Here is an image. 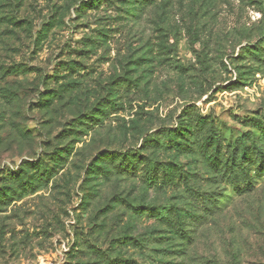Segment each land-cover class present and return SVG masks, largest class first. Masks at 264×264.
Instances as JSON below:
<instances>
[{
	"label": "rangeland",
	"instance_id": "374dc122",
	"mask_svg": "<svg viewBox=\"0 0 264 264\" xmlns=\"http://www.w3.org/2000/svg\"><path fill=\"white\" fill-rule=\"evenodd\" d=\"M0 264H264V0H0Z\"/></svg>",
	"mask_w": 264,
	"mask_h": 264
},
{
	"label": "trees",
	"instance_id": "16d2710c",
	"mask_svg": "<svg viewBox=\"0 0 264 264\" xmlns=\"http://www.w3.org/2000/svg\"><path fill=\"white\" fill-rule=\"evenodd\" d=\"M106 2L108 0H99V2ZM135 3H142V2H153V0H134ZM176 133H172L171 135L175 137ZM168 139L171 140L172 144H177L176 139L168 136ZM138 157L136 160L134 158ZM120 165L123 166L122 172L127 173H135L138 170H144V174L146 176V179L151 183L152 185L157 184V182L164 183V180L158 179L159 175L157 170L159 169L156 164H151L150 162H147L143 160L142 157L138 156H132L128 154H120ZM137 164H143L141 167H136ZM144 168V169H143ZM159 183V184H160Z\"/></svg>",
	"mask_w": 264,
	"mask_h": 264
}]
</instances>
